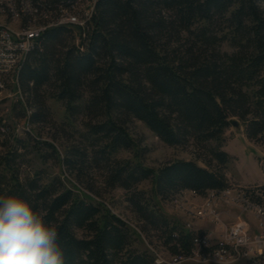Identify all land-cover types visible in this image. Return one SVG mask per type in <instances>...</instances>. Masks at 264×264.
<instances>
[{"label":"trees","instance_id":"1","mask_svg":"<svg viewBox=\"0 0 264 264\" xmlns=\"http://www.w3.org/2000/svg\"><path fill=\"white\" fill-rule=\"evenodd\" d=\"M52 1L68 5L73 0ZM86 1L22 12L21 21L29 26L57 20ZM32 3L45 6V0ZM262 3L95 0L93 27L86 33L83 50L65 44L70 28L50 26L18 64L17 85L32 109L28 121L45 115L46 89L64 103L68 116L82 113L96 119L85 122L92 163L103 169L106 185L126 191L128 207L142 223L140 230L157 231L171 254L188 255L201 231L168 218L135 184L150 179L160 198L182 190L203 195L208 189L228 186L226 176L221 168L212 169L209 160L202 166L194 159H177L154 169L113 154L133 146L126 129L133 118L168 145L193 140L219 166L229 159L219 146L232 117L242 121L249 139L264 137ZM35 16L38 20H33ZM222 41L231 49H221ZM212 140L214 145L206 144ZM14 141L25 145L21 139ZM44 143L57 153L51 143ZM67 149L63 162L81 168L86 152L73 146ZM20 156L18 145L0 155V195L18 194L47 214L58 227L65 264H154L149 251L132 246L128 223L103 203L78 194L59 176L45 182L34 175L20 178L13 166Z\"/></svg>","mask_w":264,"mask_h":264},{"label":"rangeland","instance_id":"2","mask_svg":"<svg viewBox=\"0 0 264 264\" xmlns=\"http://www.w3.org/2000/svg\"><path fill=\"white\" fill-rule=\"evenodd\" d=\"M261 6L264 8V3ZM75 15L69 13L64 17L76 18ZM6 20L5 16L0 14V25L8 29L18 28L17 16H7ZM70 31L64 42L75 45L77 32L71 28ZM219 47L231 49L225 41H222ZM50 94L51 91L46 89L43 98L46 110L42 120L28 121L27 116L32 109L25 102V95L19 89L15 75L0 74V155L18 145L21 156L14 161L13 166L17 167L20 178L34 175L41 182H45L53 176H59L66 186L72 187L78 194H86L91 200L103 203L111 212L124 219L133 234V247L159 256L162 258L161 264H170L173 256L157 237L158 232L140 230L142 223L128 207L125 199L126 191L119 186L106 185L103 169L100 165L92 163L93 147L89 145V140L85 136V122L96 119H90L82 113L68 116L64 103ZM19 101L23 102L24 108ZM232 120H236L237 125L230 123L224 129L223 141L219 146L229 155L228 161L221 166L193 140L183 144L168 145L142 121L134 118L126 122V129L132 138L133 146L130 149H118L113 157L139 160L145 166L154 169L165 162L177 159H194L202 166H205L206 161L209 160L212 169L221 168L228 184L264 183V137L249 139L244 133L242 121L237 117H232ZM17 138L24 141V147L15 143L14 140ZM44 142L51 143L57 153ZM206 144L214 145L215 142L212 140ZM71 146L86 152L87 157L81 168L63 162L67 148ZM135 188L152 198L168 218L184 228L208 229L212 235L220 236L228 234L229 226L237 221L245 220L251 224V228L254 226L253 215L244 204L233 199L234 193L210 195L208 203L207 196L193 194L190 190H182L166 198H160L152 191L150 179L139 181L135 184ZM76 233L81 235L82 231L77 229ZM214 261L203 259L201 256H192L183 258L175 264H217Z\"/></svg>","mask_w":264,"mask_h":264},{"label":"built area","instance_id":"3","mask_svg":"<svg viewBox=\"0 0 264 264\" xmlns=\"http://www.w3.org/2000/svg\"><path fill=\"white\" fill-rule=\"evenodd\" d=\"M57 1V0H56ZM74 0L63 5L60 1L53 4L52 0H45V6H37L32 0H0L3 12L18 15L17 29H0V64L5 67V74L14 75V69L20 63V54L31 48L38 38V34H28L24 29V22L20 20L21 12L33 14L38 9L49 10V5L71 6ZM95 0H89L86 14L81 18H59L56 24H65L77 33L75 46L79 50L84 48V38L88 30L93 27V12ZM53 24H46L49 27ZM191 191V190H190ZM193 194V191H191ZM233 194V199L245 205L254 217V226L245 220L237 221L229 226L228 234L212 235L208 229H193L201 232L195 236L191 251L188 255L171 254L170 264H175L183 258L201 256L203 259H213L217 264H264V183L249 185L229 184L220 189H208L203 195ZM201 211L198 212L200 214ZM154 264H161L162 258L152 253Z\"/></svg>","mask_w":264,"mask_h":264},{"label":"clouds","instance_id":"4","mask_svg":"<svg viewBox=\"0 0 264 264\" xmlns=\"http://www.w3.org/2000/svg\"><path fill=\"white\" fill-rule=\"evenodd\" d=\"M0 264H65L57 225L18 194L0 195Z\"/></svg>","mask_w":264,"mask_h":264},{"label":"bare ground","instance_id":"5","mask_svg":"<svg viewBox=\"0 0 264 264\" xmlns=\"http://www.w3.org/2000/svg\"><path fill=\"white\" fill-rule=\"evenodd\" d=\"M88 2H89V0L88 1H86L85 3H83V4H81L78 8H73V9H71V10H67V11H65V12H63L59 17H58V19L57 20H59V18H63L65 15L67 16L69 13H74V14H76L75 16H76V18H81V17H83V16H85V14H86V10H85V7H86V5H88ZM22 13V12H21ZM21 13H20V20H21ZM44 14L42 15L43 17H46L47 16V14L45 13V12H43ZM0 14H3L4 16H5V21H7L6 20V17L8 16V17H11V16H13V15H15V16H17L18 17V15H16V14H7V12H3V7H1L0 6ZM73 16V15H72ZM70 17V16H69ZM74 17V16H73ZM34 19L33 20H38L37 19V16H35V17H33ZM57 20H51V21H48V22H46V23H38V21H35V22H33V23H31L29 26H24V29H25V32L26 33H28V34H37V33H39L38 34V37H39V35L42 33V31L43 30H45L46 28H48V27H46V24H53V25H50V26H55V25H64L65 26V24H56L57 23ZM28 23V22H27ZM2 25V24H1ZM0 25V26H1ZM28 25V24H27ZM49 26V27H50ZM0 29L1 30H8V28H6V27H4L3 25H2V27H0ZM24 54H20V60H21V58H22V56H23ZM16 71H17V68H15L14 69V75H15V73H16ZM0 74H5V67L3 66V65H1L0 64Z\"/></svg>","mask_w":264,"mask_h":264},{"label":"water","instance_id":"6","mask_svg":"<svg viewBox=\"0 0 264 264\" xmlns=\"http://www.w3.org/2000/svg\"><path fill=\"white\" fill-rule=\"evenodd\" d=\"M231 123H232L233 125H237V121H236V120H232Z\"/></svg>","mask_w":264,"mask_h":264}]
</instances>
